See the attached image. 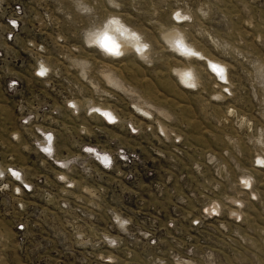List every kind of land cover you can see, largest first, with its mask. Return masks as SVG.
Segmentation results:
<instances>
[{
    "label": "rangeland",
    "instance_id": "obj_1",
    "mask_svg": "<svg viewBox=\"0 0 264 264\" xmlns=\"http://www.w3.org/2000/svg\"><path fill=\"white\" fill-rule=\"evenodd\" d=\"M257 159L264 0H0V264H264Z\"/></svg>",
    "mask_w": 264,
    "mask_h": 264
},
{
    "label": "snow or ice",
    "instance_id": "obj_2",
    "mask_svg": "<svg viewBox=\"0 0 264 264\" xmlns=\"http://www.w3.org/2000/svg\"><path fill=\"white\" fill-rule=\"evenodd\" d=\"M171 19H174L176 20L178 23L181 22V13L179 11L175 12L174 14L171 15ZM188 17L187 16H184L183 17V20H187ZM176 48L180 50V52L182 54H185V55H190V56H198V53H194L192 51H190L189 49L185 48L182 41L180 40H176ZM137 51H140V49H137ZM113 54L115 55H118L119 53L118 52H114ZM201 59H203V57H200ZM209 67L211 68V71L212 73H214L217 77H219L220 81L222 82L223 85H227L228 84V78L226 76V72H225V69L221 66H219L218 64L216 63H210ZM45 74V71L42 69L41 72L39 73L40 76H43ZM191 79V76L190 74L187 76V80H190ZM187 80L185 81L187 83ZM189 88H194L195 85L191 84V83H188L187 85ZM223 91L225 93H227L228 95H231V92H229V89L228 87H224L223 88ZM71 107H75V105H70ZM96 111H99V109H96ZM102 116H105L107 118V120H109V122H111V117H110V114L109 113H101ZM49 140H52V137L49 136L48 137ZM44 151L48 152L50 151V149H45ZM86 151H89V152H92L91 149H86ZM256 163L258 165H261V167H264V160H260V159H257L256 160ZM13 176H18V173L16 172H13L12 173ZM61 179H63V177H61ZM241 183L245 184L246 187H248V183L247 181H241ZM25 187H27V185H25ZM253 199H255V197H253Z\"/></svg>",
    "mask_w": 264,
    "mask_h": 264
},
{
    "label": "bare ground",
    "instance_id": "obj_3",
    "mask_svg": "<svg viewBox=\"0 0 264 264\" xmlns=\"http://www.w3.org/2000/svg\"><path fill=\"white\" fill-rule=\"evenodd\" d=\"M112 22H111V24H108L109 25V27L107 28L106 26V30H103V32L105 33V32H107V34L109 35V37H111V39H112V41H114L116 44H118L119 45V51L122 53H125V52H129V51H132V49H130L131 47L133 48V46H134V44L136 45H139V47H143L144 45H145V43L143 42V43H141V42H139V40H134L133 39V36L132 37H129V38H131V39H133L134 41V44L132 45V46H130L131 44H130V42H129V46H130V48H129V46H127V43H125L124 41H125V39H123L122 38V36H124L123 34H121V32H124V31H126L125 29H119V27H121V25H120V20L118 19V18H112ZM103 32H100L99 34H101V33H103ZM128 32V31H127ZM127 32H124V33H127ZM103 33V34H104ZM99 34L98 35H95V38L97 37V36H99ZM103 34H101L99 37H98V39H97V45L99 46V43H98V41L102 38V36H103ZM129 34V33H128ZM132 35V34H131ZM130 35V36H131ZM134 35H136V34H134ZM127 36V35H126ZM136 37V36H135ZM169 37H171V38H177L178 36L176 35H170ZM94 38V40L96 41V39ZM128 38V37H127ZM130 39V40H131ZM124 40V41H123ZM127 42V41H126ZM93 44H95V43H93ZM187 49H188V47H186ZM103 51V50H102ZM134 51V50H133ZM106 55H108V56H110L111 58H115V57H113V56H111L110 54H108V53H106V52H104ZM149 53V51L148 50H146L145 51V53L144 54H148ZM188 56V55H187ZM118 59V58H117ZM44 65V64H43ZM45 66L46 65H44V67L43 68H45ZM110 82L111 83H114V81L113 80H110ZM118 84V83H117ZM139 110H141L143 113H145V114H150L148 111H146V110H144L143 108H139ZM22 182L23 183H25L26 184V181L24 180V179H22ZM16 189H19L18 187H16L15 188V190Z\"/></svg>",
    "mask_w": 264,
    "mask_h": 264
},
{
    "label": "clouds",
    "instance_id": "obj_4",
    "mask_svg": "<svg viewBox=\"0 0 264 264\" xmlns=\"http://www.w3.org/2000/svg\"><path fill=\"white\" fill-rule=\"evenodd\" d=\"M98 43H99L100 49L103 50V52H106V53L110 54L111 56H113L115 58H120L121 57L122 53L119 51V45L116 44L114 41H112L111 37H109L107 32H105L103 34L102 38L98 41ZM147 48H148V45L145 44L143 46V48L138 47V48L135 49V51L137 53H140L141 51H146ZM137 49H140V51H137ZM114 52H118L119 54L115 55V54H113ZM192 52L196 53L195 51H192ZM188 56H190V55H188ZM190 57H196V56H190ZM110 117H111V123L112 124H115V123L118 122L112 115H110ZM133 131L135 132V129H133ZM86 149H91L93 151L92 147H87V148L84 149L85 152L91 153L89 151H86ZM122 158H126V157H122ZM104 162L106 164H110L112 161L110 160V157L108 155H105L104 156Z\"/></svg>",
    "mask_w": 264,
    "mask_h": 264
},
{
    "label": "built area",
    "instance_id": "obj_5",
    "mask_svg": "<svg viewBox=\"0 0 264 264\" xmlns=\"http://www.w3.org/2000/svg\"><path fill=\"white\" fill-rule=\"evenodd\" d=\"M40 72H41V71H38V72H37V75L39 76V78L44 79V78L47 77V70L45 71V74H44L43 76H40V75H39ZM25 185H26L25 183H21V185L18 186L19 189H17V191H20V190L22 191L23 188H26Z\"/></svg>",
    "mask_w": 264,
    "mask_h": 264
}]
</instances>
